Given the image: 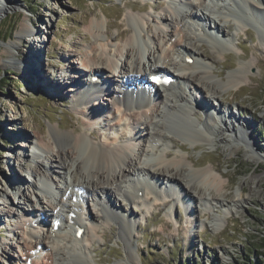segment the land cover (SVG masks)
Segmentation results:
<instances>
[{"label": "rangeland", "instance_id": "obj_1", "mask_svg": "<svg viewBox=\"0 0 264 264\" xmlns=\"http://www.w3.org/2000/svg\"><path fill=\"white\" fill-rule=\"evenodd\" d=\"M11 1L16 3V8L10 9L0 20V236L4 237L3 239L0 237V264H26L27 257L33 256V254L30 252V255L26 256L29 251L25 252L24 245L26 246L30 239L26 235L24 236V231L26 232L24 224H30L28 229L33 231H41L48 227L46 224L40 223L37 227L32 226L37 221L35 217L40 218L42 215L39 211L42 209L40 208L42 204L30 194L28 195L31 197V201L22 197L12 180H16L15 177L19 176L23 184L21 186L25 184L27 188L28 183L24 175L29 164L45 162L49 168H52L55 161V157L45 155L30 147L31 142L27 138L35 139L37 146L42 143L48 144L51 131L56 128L64 134L76 131V134L94 143L108 142L112 144L114 134L121 135L120 139L122 140L124 133L115 125L116 119H112L113 108L111 111L104 110L100 125H106L105 129H101V131L97 124L89 127L86 117L74 107V88L78 87L71 83L72 78L70 79V77H73L78 72L77 70H84L80 57L90 52L96 42L92 33L87 31L95 18L108 25L107 31L111 40H114L113 43L124 44L127 36L124 39L118 38V32L124 28L132 27L131 17L144 15L145 18L148 17L147 20L149 18L151 20H148L149 25L145 27L147 29H144L142 38L149 40V37L156 32L157 24L155 25V23L158 22V20H155L157 22L152 20L163 14L169 15L166 12L169 0ZM222 1L213 0V17L225 16V12L228 11L224 8L226 4L231 9L237 8L231 4V0H227L225 3ZM152 2L158 6L157 9H152ZM193 2L199 6L198 0H193ZM250 14L251 12L232 17L229 23L225 22L224 17L218 18L227 34L230 33L232 40L230 48H224L223 44H221L222 47L219 46L220 49L224 48L223 55L216 54V48L208 39L198 42L192 50L194 53H199L201 60L208 63L206 65L209 68L213 66L210 68L213 72V79L202 82L205 89L199 96L207 95L205 100L211 104L210 108L213 111L216 108L214 105L213 108L212 104L219 102L223 108L233 111L235 120L246 121V123L249 121L252 130L247 131L252 133V135L249 133L253 136L251 140H257L255 149L258 150L259 145L264 151V46L262 45L264 32L260 31L264 29V26H251L249 23L253 20L249 17ZM235 18L243 21L242 23L247 22V32L242 31L234 24ZM219 19H222L223 22H220ZM26 22L35 30V33L29 36L23 35L20 43L18 41L19 47L10 48L11 55L5 54V47L16 40L22 24ZM173 25L176 26L177 22H174ZM102 30L105 31V28ZM146 32L148 33L146 34ZM194 32L196 31H193L192 34ZM103 36V41H107L108 37L105 38L104 34ZM140 42L144 44L145 41L141 39ZM40 50L42 51L40 56L42 64L38 59L39 61L35 60L34 62L35 67L29 66L28 63L34 60L31 56L36 55L39 58ZM245 62L255 63L252 67V75L244 80L245 84L238 90L223 88L220 83L227 81L228 75L235 72L240 64ZM171 71L173 73V70ZM199 71L198 69L196 73ZM113 74L115 76L111 74L110 78L115 77L114 79H116V73ZM40 82L47 84L61 82L62 86L59 89L57 87L56 94L51 95L44 92L43 88L39 86ZM101 97L103 96H100L99 100L102 102ZM201 111L202 109H197L193 116L197 122H202L204 119ZM235 112L245 115V119H238ZM168 115L166 127L170 132L172 127L176 128L172 130L173 140L165 141L162 150L167 149V153L171 154L168 158L169 161L176 156L185 154V158L193 162V164H188L190 166L183 168L186 170V172L184 171L185 175L181 174L182 169H180L178 174L182 177L178 175V178L192 180L189 192L194 194L195 200L191 198L181 200V197L180 201L174 200L176 197L167 190L173 196L166 197L170 200L169 205H154L147 214L146 207H134L128 200H125L124 196L115 195L123 211L131 208L135 212L133 222H137L133 223L135 226L132 229L129 246L119 230L118 218L114 216L108 224L101 226L95 240L90 245L86 244L88 249H86V255L90 264H129V251L133 253L136 264H264V250L260 243V238H264V162L256 163L247 158L245 149L249 148L245 140L241 139L243 142L241 140L238 142L242 145L239 151L231 150L232 148L219 142L218 130L215 131L216 141L214 143H206L200 139L193 143L194 139L192 138L191 142V137L188 138L189 136L185 134L189 127L183 123L185 119L178 114V119L172 117L174 115H170V119ZM180 124L183 126L181 125L177 129ZM58 125L60 128H57ZM111 125L114 126V129H111ZM41 128L44 129L45 134L37 135L38 129ZM192 129L194 126L191 127ZM251 143L253 142L251 141ZM234 145L237 144L234 143ZM64 148L67 149V146ZM162 150L157 154L163 153ZM152 154L156 155L155 152ZM193 165L196 169L212 167L216 174L223 177V181L227 183L221 197L225 200L224 207L216 205L210 200L208 203L204 199L200 200L199 188L188 173V171H192L191 166ZM153 166L155 167V165ZM51 174L50 178L55 179V176ZM256 176L261 178L260 182H257ZM146 178L150 180V177ZM160 181V188L167 187V181L162 178ZM29 186L36 187V183L29 184ZM241 189L244 190V199L238 204V201L235 200L238 199L237 193ZM51 192L53 195L50 199L55 202V190H51ZM138 193L141 194L142 191ZM38 194L41 200L43 199V202L47 204V200H49L47 195L43 193L41 195L40 192ZM153 200V195L147 199V201ZM186 201H190L191 204L189 205ZM90 203L93 216L101 221V216L107 208L105 209L104 204L102 203V205L98 200L90 201ZM30 205L39 210L35 212L31 210L32 214L16 211L17 207L21 210L22 207L27 209ZM206 206L212 214L204 212ZM50 209H48V214L49 219L52 220L54 211L51 212ZM191 209V213L194 212L195 215V224L191 223L188 218L187 211H191ZM14 212L16 215H13ZM225 212H231V215L226 220H222ZM83 216L82 221H86V216ZM217 218H221L223 225H221L222 223H219L218 226L213 225ZM43 220L40 221L44 223ZM217 227L220 228L216 230ZM61 232L62 235L65 234L64 239H66L61 245H65L67 242L66 245L72 248L74 246L73 232H68L66 229ZM3 247H8L7 251L11 258L6 259L2 256ZM43 249L45 251L46 247ZM44 257L45 255L42 254L41 261L44 260ZM57 258L58 263L63 261L62 256ZM34 260L32 259V264ZM63 262L70 264L67 259Z\"/></svg>", "mask_w": 264, "mask_h": 264}, {"label": "bare ground", "instance_id": "obj_2", "mask_svg": "<svg viewBox=\"0 0 264 264\" xmlns=\"http://www.w3.org/2000/svg\"><path fill=\"white\" fill-rule=\"evenodd\" d=\"M171 1L172 2L169 3L166 8V12L169 15L163 14L158 16L159 18H152V21L158 20V22L155 21L157 22L155 23V25L157 24L156 32H151L153 34L150 37L148 36L149 40L142 38V33L144 29H147L145 27L149 25L148 23L151 20L149 18L148 21V17L145 18L146 16L144 15L131 17L130 21L133 22L132 27L130 26L131 29H127V27L121 32H118V38L122 37L121 39H124V37L127 36L124 44L113 43L114 40H111L112 38L107 31L108 25L103 23L104 21L95 18L91 22L87 31L92 33L96 42L90 52L86 54L82 53L83 55L80 57V62L84 70H77L78 72H76L73 77H70V79L72 78L71 83L78 87L76 89L74 88V107L77 108L78 111L80 110V114L86 117L89 127L97 124L100 130L107 127L106 125H100L101 115L105 112L104 110L108 109L111 111L113 108L114 114L112 115V119H116L115 125L120 128V131L122 130V133H127L130 137L121 141V135L114 134L115 137L113 138L112 144L108 142L94 143L76 134V131H73L71 134H64L60 129L57 130L54 128L51 131L49 142L47 141L48 144L42 143L40 146H37L35 139L31 137L27 138V140L31 142L30 147L41 151L45 155L55 157V161L52 168H49L45 162H37L38 166L36 168H31L34 177L26 180L28 183L26 185L28 186L27 188L21 186L22 181L19 176L15 177L16 180H12V183L18 188V192L22 197L28 200L30 199V201L31 197H36L38 202L42 204L40 205L42 209L38 210L45 216L43 222L45 224L47 223L46 226L48 227L41 229V231H33L28 229L30 224H24V228L26 229V232L24 231V236L26 235L30 239V242L26 246L24 245V247H26L25 252L29 251L26 256L30 255V252L33 254L34 250H38L40 247H46L45 251H43V249L38 256L31 255L27 257L26 261L30 258L35 259L33 264H65L63 261L67 259L70 264H90L86 255V244L88 243L90 245L91 242L95 240V237H97L98 230L102 228L101 226L108 224L114 216L118 218L120 225L119 230L129 246L132 229L135 226L133 223L137 222H133V220H135V212L133 209L131 210V208L130 210L123 211L115 195L119 194L124 196L126 198L125 200H128L134 207H146L147 214L154 205L168 206L170 200L166 197L174 196L176 197L174 200L177 201H180V197L181 200L188 198L195 200L194 194L192 195L189 192L192 186L191 184L193 183L192 180H180L178 178L180 169H182L181 174H184L186 170L183 168L185 166H190L188 164H193V162L191 160L188 161L185 158V154L176 156L169 161L168 158L171 154L167 153V149L162 150L165 146V141L173 140L172 130L176 128L173 129L171 126V133L166 127L168 114V118L170 119V115H174L172 117L176 119H178L177 116L180 115L185 119L184 122H181L189 126L185 134L189 136L188 138L191 137V142L194 139L193 143H196L200 139L206 143H214L216 141L215 131L218 130L217 134H219L218 136L220 137L219 142H222L224 145L228 146V148H232L231 150L239 151L242 145H240V143L238 144V142L245 140L250 149H245L248 156L247 158L256 163L264 162V151L261 150L262 148H260L259 145L257 147L258 150L255 149L257 140H251L253 138V136H251L252 133L251 131L248 132L252 130L249 121L246 123V121L241 122L235 120L233 111L223 108V105L219 102L212 104L216 109L214 112H211L208 110L211 105L205 100L207 95L204 97L199 96L205 89L202 82L211 81L213 79V72L210 69L213 66L209 68L206 65L208 63L201 60L199 53H194L192 48L194 49L197 43L202 42L203 39H208L211 44H213L212 46L217 50L216 54H222L226 47L230 48V44L232 43L230 38L231 35L230 33L227 34L219 23L218 18L221 16L213 17L212 4L209 0H198L199 6L195 5L193 0ZM217 1L221 2L222 0ZM231 2V4L237 6V8L234 12V16L229 14L222 16L225 18V22L229 23L232 17L234 18L245 14L247 10L253 15L252 18L257 19L259 24L264 26V0H231ZM183 5L185 6L184 10H182ZM16 6V3L11 0H0V20L10 9H15ZM154 6L158 8L157 5L154 4ZM219 20L223 22L222 19ZM234 20V24H236L237 27L247 32V22L242 23L243 21H239L238 18ZM174 22H177L176 26L173 25ZM102 28H105V31H103ZM193 31L196 32L192 34ZM210 31L216 32L217 34L211 33ZM260 31L263 33L264 29ZM34 33L35 30L32 29L27 22L23 23L21 30L17 34L16 40L5 47L4 53L11 55L10 48H15V46L18 48V41L20 43L23 35L29 36ZM147 33L148 32H146V34ZM103 34L105 38L108 37L107 41H103ZM141 39L145 41L144 44L140 42ZM221 44L224 45L222 49H220L222 47ZM262 45L264 46V43ZM41 52L40 50L39 58L36 57V55L31 56L34 60H32L31 63L29 62L30 64L28 63L29 66L35 67L34 62L38 59H40V63L42 64L40 58ZM188 57L194 58L192 64L187 62ZM119 61H123L122 70L120 71L121 82L113 86H107L105 87L106 90L103 89L100 91L103 94L102 102L96 99V102H94V100L89 99L90 95L88 92L91 90V86L89 88H83V85H85L84 81L93 77V71L101 75L108 73V76L106 75L107 78H110L111 74L115 76L113 73H116V77L119 76L117 71ZM17 64L18 63H16V66H18ZM254 64V62L240 64L235 72H230L231 74L228 75L227 81H222V83H220L221 86L226 90H238L245 84V78L252 75L251 71ZM198 69L200 71L196 73ZM171 70H173L172 76L174 77L175 83H171L168 86H161L156 89L154 88V95H147L149 94V90H146L143 95H147V99L141 100L137 98V93L144 92V89L138 88V81H140V84H150L149 77L151 75H155L154 73H156V75L169 73L171 76ZM145 75L147 76L145 77ZM146 78H148L147 81L145 80ZM123 81H128L130 84H133L135 91L131 93L121 91V86L124 85ZM175 84H178V87ZM39 86L43 88L45 93L52 95L56 94L55 90L57 87L59 89L62 83L51 82L47 84L40 82ZM98 87L100 88V86ZM150 87H153V85ZM99 95L100 94H98V96ZM87 98L90 101L83 103V100ZM193 103H195V108L202 109L201 112L204 113L202 122H197L193 118L196 111L192 108ZM235 115L240 120L245 119V115L236 114V112ZM176 119H174V121ZM177 122L180 121L177 120ZM174 123L172 124L173 126ZM181 125L182 124L177 126V129H179ZM112 126L113 125H111V129H114V126ZM167 126L170 128L169 125ZM192 126H194V129L191 130ZM57 128H60V126L58 125ZM36 134H45L44 129H38ZM251 141L253 143H251ZM234 143L237 145L233 146ZM66 146L67 149L64 148ZM159 149L162 150L163 153L157 154L160 151ZM182 151L185 152L184 150ZM152 152H155L156 155L153 156L154 154H152ZM151 160L152 162H150ZM153 165H155V167ZM191 167L192 171H188V173L190 177L195 180L197 188H199L198 196L200 200L204 199L207 203L210 200L216 205L224 207L225 200L221 197L222 194H224L227 183L223 181V177L220 174H216L212 167L203 169H196L194 165ZM50 172L55 176V179L50 178ZM146 177H150V180H147ZM161 178L167 181V187L160 188L159 182H161ZM255 178L258 179L257 182L261 181L260 177L256 176ZM42 179H44V184L42 183ZM32 180L34 184L36 183V187L29 186ZM37 185L39 186L37 187ZM40 186L44 188L40 193L41 195L42 193L47 195L46 197L49 198V200H47L49 205L43 202V199L41 200L36 190L37 188L40 189ZM51 190L57 191V194L54 195L55 202L51 201L50 198L52 196H48L49 194L53 195ZM167 190H169L173 196H171ZM140 191L143 192L142 196L138 193ZM28 194H30L31 197H29ZM79 194L80 197L87 194L91 196L92 201L98 200L104 203L105 209L107 207V210L103 212L101 221L99 219L98 221L95 216H93L90 209L87 214L88 218H86L87 222L81 221L82 216L86 215L85 213L80 214V216L82 215L81 220L78 215L77 218L71 217L72 213H75V210L77 211L73 198L75 196L78 197ZM243 194V189L238 191V199L235 200L238 201V204L239 201H243ZM57 195L59 197H57ZM151 195L154 196V200L147 201ZM186 203L189 205L191 204L190 201H186ZM48 209H50L51 212L54 211L52 220L49 219ZM31 210L33 212L38 211L33 205H30L27 209L22 207V209L19 210L18 207L16 208L18 212L24 211L25 213L30 212L32 214L33 212H31ZM64 212H66L65 215ZM112 212H115V214H112ZM191 212L192 209L191 211H187L189 215L188 218L191 220V223L195 224V215L194 212ZM204 212L212 214L207 206ZM231 212H225L222 220L229 218ZM9 213L11 214L10 211ZM121 213L123 214L121 215ZM13 215H16L15 212ZM35 219H37L36 222L38 225L39 222L42 223L40 221L41 218L35 217ZM56 220L60 222L58 229H56L54 223ZM219 223L223 225L221 218H217L213 225L218 226ZM63 225L65 226L64 230L66 229L68 232H73L72 241H74V246L72 248L66 245L67 242L65 245H61V243L66 240L64 239L65 234L62 235L61 232V227ZM75 226L86 228L87 234L85 233V237L82 239L76 237L78 228ZM219 228L220 227H217L216 230ZM67 247L70 249L68 250ZM7 249L8 247H3L2 249V256L6 259L8 257L11 258ZM76 249H78L77 252L79 253L76 252ZM42 254L45 255L43 261H41V259H43L41 258ZM59 256L63 257V261H59L58 263L57 257ZM128 259L130 261L129 264H136V259H134V255L131 251H129Z\"/></svg>", "mask_w": 264, "mask_h": 264}, {"label": "trees", "instance_id": "obj_3", "mask_svg": "<svg viewBox=\"0 0 264 264\" xmlns=\"http://www.w3.org/2000/svg\"><path fill=\"white\" fill-rule=\"evenodd\" d=\"M26 3V1H24ZM27 4V3H26ZM29 6V4H27ZM260 243L262 244V249L264 250V238H260Z\"/></svg>", "mask_w": 264, "mask_h": 264}, {"label": "snow or ice", "instance_id": "obj_4", "mask_svg": "<svg viewBox=\"0 0 264 264\" xmlns=\"http://www.w3.org/2000/svg\"><path fill=\"white\" fill-rule=\"evenodd\" d=\"M159 82V81H158Z\"/></svg>", "mask_w": 264, "mask_h": 264}]
</instances>
